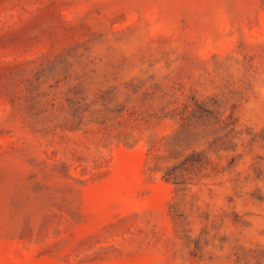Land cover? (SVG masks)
<instances>
[{"label": "rangeland", "instance_id": "374dc122", "mask_svg": "<svg viewBox=\"0 0 264 264\" xmlns=\"http://www.w3.org/2000/svg\"><path fill=\"white\" fill-rule=\"evenodd\" d=\"M0 264H264V0H0Z\"/></svg>", "mask_w": 264, "mask_h": 264}]
</instances>
